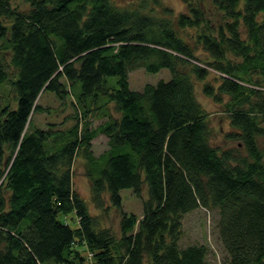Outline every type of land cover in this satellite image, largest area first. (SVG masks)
<instances>
[{"label":"trees","instance_id":"1","mask_svg":"<svg viewBox=\"0 0 264 264\" xmlns=\"http://www.w3.org/2000/svg\"><path fill=\"white\" fill-rule=\"evenodd\" d=\"M210 1L219 18L199 0L178 13L162 0H0V264H207L205 245L180 246L198 207L217 209L225 264H264V0ZM139 68L170 78L133 90ZM197 82L224 105L233 145L215 143ZM76 156L90 201L73 187ZM122 189L146 191L141 216ZM107 202L118 235L90 211Z\"/></svg>","mask_w":264,"mask_h":264},{"label":"rangeland","instance_id":"2","mask_svg":"<svg viewBox=\"0 0 264 264\" xmlns=\"http://www.w3.org/2000/svg\"><path fill=\"white\" fill-rule=\"evenodd\" d=\"M202 6L212 17V14L217 13L216 9L212 5L210 0H199ZM164 4L174 9L175 13L183 10V3L181 0H162ZM15 4L19 7H23L24 4L21 0H15ZM200 4V3H199ZM200 4V5H201ZM170 73L167 69H162L157 73H147L143 68L133 70L128 75L129 86L133 90L141 91L146 84H155L157 81L163 79L168 80ZM201 82L196 83L197 98L202 105L209 112V119L211 124H214L216 129L219 128V132L215 135V143L220 144L223 147L233 145L232 142L227 141L220 130H227L228 123L223 114L224 105H219L211 100V98L205 96L201 91ZM39 102H42L45 106L52 105L53 108L59 106V103L50 96H43ZM72 112L70 107H67L64 112L58 115L51 116L48 114H35L34 123L36 126L45 127L48 122L59 123L61 119ZM100 122L99 119L92 121V127L96 126ZM72 123V121H71ZM68 124V122L66 123ZM65 126V125H64ZM264 126V123H263ZM107 148V138L104 135H99L92 141V152L95 155H99ZM73 172V187L74 189L86 200L90 201L89 184L84 172V161L82 158L76 156L72 165ZM122 209L126 213H134L137 216L142 215V199H146V191H144L142 198L136 197L130 189H122L120 191ZM107 199V197H106ZM107 212L96 209L90 204L91 213L101 214L102 223L110 228L116 235L119 234V221L120 213L110 203L107 202ZM72 215L68 216L71 217ZM63 218V216H59ZM217 209H207L204 207H198L195 210L190 211L182 219V235L180 239V246L185 247L190 244H203L207 247V264H225V252L223 250L221 241L218 237L217 230ZM72 227L75 225L71 224ZM89 264H93L92 262Z\"/></svg>","mask_w":264,"mask_h":264}]
</instances>
